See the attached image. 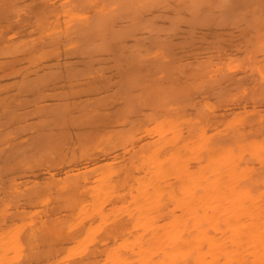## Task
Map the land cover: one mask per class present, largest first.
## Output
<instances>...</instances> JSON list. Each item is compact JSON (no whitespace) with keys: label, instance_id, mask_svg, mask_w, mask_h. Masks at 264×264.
Listing matches in <instances>:
<instances>
[{"label":"rangeland","instance_id":"1","mask_svg":"<svg viewBox=\"0 0 264 264\" xmlns=\"http://www.w3.org/2000/svg\"><path fill=\"white\" fill-rule=\"evenodd\" d=\"M182 1L185 2L184 6ZM182 1L147 0V2H139L143 3L139 5L138 0H93V2L91 0H62V2L61 0L0 1V37L2 38L0 39V63L7 62V66L4 63V65L2 63L0 64V177H2L0 179V229H8L13 226L23 228L20 232L19 239L24 246L25 244L26 246L23 249L24 255L22 254L23 257H21V261H19L20 264H36L34 262L40 261L41 259L39 256H34L36 258L33 259L32 257L30 260L31 252L28 248L30 246H28V243H36L38 249H42L41 247L43 246L48 247L47 245L51 244L55 246L56 249L57 246H71L73 244V240L77 237V235H79V233L93 227L91 226V222L94 215L91 213L94 212H101L104 217L101 219V225L97 226L98 228L93 234V239H89L88 241L86 240L85 243L88 244L87 246H92L91 244L97 245L104 242L110 243V241L112 242L113 240L114 243H118V240L120 239L119 237L123 234H133L139 230L140 227H143V223L145 221L150 220L149 223L151 222L159 225V222L161 223L162 221L165 222V220H169L171 205L164 199L162 202H158L160 205L157 206L156 209L154 208L150 210L149 213L145 214V216L133 213L132 208L136 206L135 199H137L138 196H129L128 190L131 188V191H134L135 187L129 188V186H131V183H135L136 173H138L137 176H139L142 174L143 170H141L142 168L140 166L138 167V165L135 164L137 162L138 153H135L136 155L134 156L132 155L134 160H132L130 155L127 153V155L124 154L126 152L125 150L128 149L123 150V154L126 155L123 156V158L120 157L122 156L120 154H122L121 150L124 147H132V143H134L133 146H135V144L139 142L140 138L144 137L142 135L145 134L143 131L145 127L152 126L156 120L162 119L165 115H169L172 109L175 110L177 107L181 109H194L192 106L197 104L196 101H202L201 103H205L204 105L206 107L207 101L205 102V98L210 96V98L216 101H214L215 106H213V109L217 108V113L213 115V109L207 111V115L212 123H217V120L219 121L218 123L222 122L220 121L221 118L223 122L227 123L226 121H228V118L230 117L229 122H233L232 124H234L236 121L235 119H237L235 118V115H233L234 119L232 115L230 116L229 114H225L229 109H235L234 112H237L236 115L238 114L237 116L242 119V117L246 116L250 112L249 110H255L258 107V112L256 110V113L254 111L251 112V118L249 117L250 119L247 121V124H249L250 120L252 123V120L254 122L258 119V117H261L259 120H262L261 123L264 125V92L263 90H259L258 95L257 91L259 88L261 89L264 87V76H261L260 72H258L259 70L257 72L254 70V65H256L257 62V68H259L258 66H260V63L261 65L262 63L264 65V51L260 52L259 49L257 51L253 50L251 46H254L253 44L255 42L256 34H240L241 29H238V27L235 26L240 22L236 23L237 21L232 19L235 16H239V12L242 11L245 3L246 5H250L253 0L250 2L249 0H225V3L223 0H219V2L217 0H204L205 5L203 6L201 5L204 3L199 2L201 7L199 6L200 12H198V14L194 9L198 5L196 7H187L186 2L188 0ZM215 1L218 3H215ZM25 2L28 3L24 4ZM16 4H19L20 7L18 6L19 8H15L17 6ZM30 6H32V8ZM100 7L103 8V12L107 11L105 13H109L111 15L107 14V16L104 14L105 16H103L110 19L112 18L114 28L112 23L109 25L112 26H110L111 29L115 30V34L113 35L112 33L114 30H111L112 33H108L107 35V32L105 33L103 31L105 33L102 34L103 37L109 40L106 42V39H104V43L100 41L102 35L97 36L100 41L98 42L97 39H94V32H92L95 31L94 27L97 28L98 23L101 25L103 24V27L102 29L98 27L96 29L97 31L103 30V28L105 30L108 25V18L106 19V25L105 22H103L105 20L104 17L102 21L101 17L99 18L96 14ZM178 7H180V9L181 7L184 8V11L181 9V12ZM248 7L246 6L243 10ZM41 8L44 9H42L44 14L41 13ZM66 8H70L69 10H71V12L79 13V15L81 14L80 18L81 16H84L82 19L77 17L78 15H76L77 18L72 17L73 19H70L71 21L68 19L66 22L70 21L71 24H69L70 26H67L68 23L67 25L65 24L67 27L65 33L63 23L65 22L64 18L67 19V16L62 11L64 9L66 10ZM175 8H178L181 16L179 14V16L174 15L177 13ZM23 9H26V12ZM189 9H194V12L196 13H193V10L190 12ZM51 10H53V13ZM13 12L14 14L17 12V14L14 16L12 15ZM39 12L41 13V16ZM63 14H65V16H63ZM37 15L39 17H37ZM44 16H48L50 19L46 20ZM51 17L55 23L51 20ZM143 17H148V19L145 18L143 21ZM39 18L41 24L40 26L44 24V29L41 27V31H44L41 33L39 30L40 34L44 35V32H46L44 36L42 35V37L38 32L39 27H37L39 26L37 22L39 21ZM83 18H85L86 21ZM189 18H191V23ZM224 18L226 20H224ZM97 19H99L100 22H95ZM48 20L51 22H48ZM62 20L64 22H62ZM82 20L85 23H83ZM148 20L150 22H155L156 28L154 29L157 30L153 31V33L156 32V34H148L146 29L147 26L142 25L143 22L148 25ZM228 20L231 21L228 22ZM1 21L4 23L8 22L7 24H4ZM45 21L50 23L49 25H51V27L52 24H57L53 25V28L58 30V33L51 32L53 29L50 28ZM220 21L222 22V25ZM15 22L18 23L15 24ZM128 22L129 24H131V22L133 24L138 22L139 25L135 23V25L138 26V29L141 26L142 27L140 30L135 27L131 28L130 25L126 26ZM223 22H227V24L225 23V25ZM232 22L235 24H232ZM19 23L21 26L23 23L25 24L23 29H21V27L19 28ZM95 24L97 26H95ZM151 24L153 23H150V25ZM11 25H13V27ZM15 25H18L19 29L16 28ZM150 25L148 26L150 27ZM241 25L243 28V24ZM44 26H46V28ZM80 26H82V28ZM152 26L153 25H151V27ZM157 27L159 29L164 27L161 30H165L166 28L168 30L169 27L171 30L167 32L168 34L163 33V31H160L162 34H159ZM74 28L76 30H74ZM142 28L146 30L143 31ZM24 29H29V34L34 33L33 37H31L32 35L28 36V33L26 34V30ZM45 29L48 31H45ZM16 30L19 32L16 33ZM217 30H222V32L220 31V33ZM233 30H235V34L229 33L233 32ZM105 31L110 32V30ZM123 31L128 32L130 35H127L125 32L124 33L126 35L122 34ZM47 32L51 33L47 34ZM81 32H85V35ZM237 32H239V34H237ZM61 33L63 36H61ZM86 33H88V35H86ZM68 35L71 36L70 38L72 40ZM135 36L136 38H134ZM138 36L139 38H137ZM260 36V40H264V34H261ZM36 37L40 39L37 38V41ZM17 38H20L19 41ZM29 38L31 39L30 42H28ZM65 38L68 39L66 40ZM160 39L164 40L165 44L161 42ZM21 40L24 41H22L23 44L21 43ZM35 40L37 41V44ZM40 40H42V43ZM93 40H97L98 42V45L93 44L96 49L94 51H92L94 48L93 46L87 48L89 44L92 45ZM17 43L19 47L15 46ZM34 43L39 48H37ZM154 43L160 46V49L164 50L161 51L164 52V57L162 55L161 57H150V59H148L149 55L147 57V53L145 52L151 50V47L156 46ZM44 44H47V46ZM4 46H6V48ZM12 46H15V48H12ZM48 47L49 49L52 48V51L54 50L56 55H53L54 52L51 50L50 51L53 54L50 53ZM58 47L61 48V50ZM45 48H47L49 52V54L47 52V55V49L44 50ZM66 48L68 49L66 50ZM34 49H42L47 58L45 56L41 58V56H43L41 55L38 59L28 61V56ZM23 50L27 52L25 53ZM40 51L41 50L38 52ZM122 51H124V53ZM140 51L142 54H140ZM36 52L37 51L34 53ZM245 52L251 55L249 56L248 54L250 61H248L247 54ZM229 58L232 59V62L234 63L233 67H230L231 70L226 68L227 66L225 64L226 62L231 61ZM139 60L142 62L141 65L140 62H136ZM202 60H207V63H205L206 61L203 63ZM208 61L211 63L209 64ZM8 62H11L10 64L13 65L9 67L10 64ZM51 63L52 65H49ZM214 63L219 66L221 65L220 70L222 71H216L219 67L215 68L216 64ZM253 63L254 65H251ZM41 64L43 66H41ZM39 65L41 68L38 67ZM192 68H194V71ZM213 68H215V71ZM205 69H207V72H213L209 74L206 72L208 74V76L206 75V79L204 77L199 78L202 71H206ZM253 70L255 72L251 73ZM12 71L15 72L12 73ZM195 71L201 73L199 74ZM193 72H195L196 75H193ZM215 72L216 74L217 72L221 73V76H219L221 79L219 78L218 80L222 83V86L221 83L219 84L220 87H223V91L219 90L221 91L219 92L217 91L219 86H216L217 81L215 84L212 82L217 87L216 88L214 86L218 94L214 92V90V94L212 93V89L209 87L210 81H208V79L214 77L213 75H210ZM216 74L214 75L216 76ZM193 76H195L197 80H201V82L199 81L201 85L199 82L194 83L196 79ZM209 76L210 78L207 79ZM202 78L208 82H205ZM210 80L213 79L211 78ZM202 82L208 87H206ZM207 83H209V85ZM251 85L254 87L252 86V88ZM204 86L208 89H204ZM255 88H257L256 91ZM208 93L210 95H208ZM219 93L220 97L221 95H223V97L219 98ZM256 94L257 97L263 96V100H261V98L257 100ZM253 96L255 97L254 101L252 99ZM181 104L183 106H181ZM253 104L254 106H252ZM242 106L246 107L243 109ZM255 106L256 108L254 109L253 107ZM223 109L227 111L225 112ZM245 111H247V113H245ZM218 112H222L221 114L223 115L220 116ZM179 113L182 114V110ZM209 114L210 116L212 115L213 118L212 116L210 117ZM252 115H255V117L257 116L255 120L254 116L252 119ZM197 119L200 121V118ZM247 119L248 117L246 120ZM246 120H244L243 123L242 121H238L236 123V130L239 128L243 129V132H245L244 128L248 129L251 125H247L248 127L244 125L245 127H243ZM182 126V129L185 132L186 127L184 125ZM261 130L263 131L264 129ZM261 130L258 129L257 131L256 129L258 133L260 131V133L263 134L264 131L261 132ZM256 131L253 129V133L251 132L252 135H255L254 133ZM258 133L256 134L257 137H263V135H260V133L258 135ZM119 148L122 149L120 150ZM116 149V153L120 151L118 153L120 156L114 159L112 164L101 169V171H107L109 174L110 183L108 186L109 188L112 186V190H114L113 195L110 193L112 196L97 197L88 196L87 192V194L82 192L86 191L85 186H87L88 182L100 172V170L96 168L97 165L101 162H105L104 159L106 157H110L112 154L111 152L114 154V150ZM127 156H129V158ZM95 158L102 161L93 163L96 160ZM109 161L110 159L107 160V162ZM129 165L131 167H129ZM92 172H94V174ZM61 179L68 184L61 181ZM92 203L94 204L92 205ZM94 205L97 211L93 210ZM81 206H85L84 210H82L83 215L78 213L79 210H81ZM88 206L91 207L89 208ZM1 207H3V209ZM108 212H110V214ZM111 213L113 215H111ZM136 220L138 222H133ZM130 223L131 225H129ZM133 224H136L135 226L138 224L141 225L140 227L138 225L139 228H137ZM55 232H59V235ZM32 234L35 238L31 237ZM72 236L73 238H71ZM108 236L110 238H107ZM116 236H118V239ZM38 244H40V246ZM56 251L52 252L53 255H55L54 252ZM82 252L83 253H80L79 255L84 256L86 251L83 250ZM25 257L26 259H24Z\"/></svg>","mask_w":264,"mask_h":264},{"label":"bare ground","instance_id":"2","mask_svg":"<svg viewBox=\"0 0 264 264\" xmlns=\"http://www.w3.org/2000/svg\"><path fill=\"white\" fill-rule=\"evenodd\" d=\"M91 1L93 2V0H91ZM141 1L147 2V0H138V5L143 4V3H139ZM180 1H182V0H180ZM206 1H208V0H206ZM217 1L219 2V0H217ZM217 1H215V3ZM223 1L225 3V0H223ZM250 1L251 0H249V2ZM262 1H263V3H262ZM61 2H62V0H61ZM199 2L200 3L203 2L204 4L201 5ZM27 3L25 2L24 4H27ZM182 4L184 6L185 2H183ZM263 4H264V0H260V1L259 0L258 1L253 0V2L250 3V5H246V3H245L243 8H245L246 6L247 7L249 6V7L245 10H243V8H242V11L239 12V16L237 15L239 18L236 17L235 15H234L235 17L232 18L233 20L237 21L236 23L240 22L241 24H243V28L241 27L242 25L240 23L235 25L238 27V29H241L240 34H254V35L256 34L255 35L256 36L255 42L253 44L254 46L256 45L255 49H254V46H251V47L253 48V50H256V51L259 49L260 52L264 51V40H260L261 39L260 35L264 34V6H263ZM0 5H1V3H0ZM16 5H17L16 7L15 6H13V7L17 8L19 6V4H16ZM200 5L201 6L205 5V1L204 0H188L186 2L187 7L188 6H192V7L197 6L198 7V8L197 7L194 8L196 10L197 14H198V12H200L199 11V8L201 7ZM4 6H6V5H4ZM30 7L32 8V6H30ZM63 8H65V7H63ZM67 8H66V10L64 9L62 11L67 16V19L64 18L65 22L62 20V22H64L63 24L65 26L64 27L62 25L63 28H65L64 29L65 33H66V29H67V27H66L67 23H68L67 26H70L69 24H71L70 19H73L72 17L75 18L76 15H78L77 17L80 18V15H81V14L79 15V13L71 12V10H69L70 8L69 9H67ZM94 8H95V6H94ZM178 8H179V10L183 9V11H184V8H182V7H181V9H180V7H178ZM178 8L177 9L175 8L177 11V13L175 12L176 14H174L175 16H177L180 12L178 10ZM42 9L43 8H41V10ZM107 9H109V8H107ZM194 9H191V10L189 9V11L191 12L193 10L192 12L196 13V12H194ZM197 9H198V11H197ZM43 10L41 13H43ZM51 11L53 13V10H51ZM55 11H56V8H55ZM185 11H186V9H185ZM105 12H107V11H105ZM105 12H103L102 7H100V9L97 10L96 14L98 15L99 18L101 17L102 21H103V17L105 15L109 14V13L106 14ZM181 12H182V10H181ZM41 13H40V16H41ZM186 13H187V11H186ZM15 14H17V12ZM15 14L13 12L12 15L15 16ZM65 14H63V16H65ZM46 15H47V13H46ZM23 16H24V14H23ZM83 16H81L80 19H82ZM192 16H193V14H192ZM37 17H39V16L37 15ZM46 17H48V16H46ZM46 17L44 16V18L46 20L50 19V17H48V18H46ZM87 17H85V18H87ZM53 18H54V16H53ZM85 18H83V19H85ZM95 18H97V17H95ZM107 18L104 17L105 20ZM145 18L146 17H143L142 20L144 21ZM235 18H237L239 20H237ZM68 19L70 21L66 22V21H68ZM128 19H130V18H128ZM146 19H148V17ZM222 19H223V17H222ZM36 20H37V18H36ZM51 20H53L52 17H51ZM105 20L103 21V22H105V24L107 23V20H109L107 23L108 25L111 23L113 24L112 18L111 19L108 18L106 21ZM224 20H226V19L224 18ZM85 21H86V19H85ZM96 21L100 22L99 19L95 20V22ZM102 21H101V23H102ZM189 21H190V23L192 22L191 18H189ZM215 21H216V19H215ZM230 21L228 20V22H230ZM7 22H5V23L7 24ZM37 22L39 24V26H37V27L40 28V29L38 28V32H39V30L40 31L42 30L41 27L43 28L44 24L42 23L43 25L40 26L41 25L40 24V18H39V21H37ZM45 22L47 23V21H45ZM48 22H51V21L48 20ZM53 22L55 23L54 20H53ZM57 22H59V21H57ZM82 22L85 23L83 20H82ZM234 22H232V24ZM2 23H4V22H2ZM17 23L15 22V24H17ZM135 23H137L139 25L138 22H135ZM135 23L133 24L131 22V24H133V25H131L128 22V24L126 26L130 25L131 28L135 27L138 29V26L135 25ZM150 23H153V24H151V25H153L152 26L153 28L151 27ZM223 23L227 24V22H223ZM27 24H28V22H27ZM31 24H32V22H31ZM49 24L50 23H47V25L53 29V30L51 29L52 30L51 32L56 33L58 30H55V28H53V25H57V24L51 23L52 27ZM96 24H95V26H97ZM216 24H218V23H216ZM19 25H20V23H19ZM24 25L25 24L23 23V25L22 26L20 25L19 28L21 27V29H23ZM102 25L98 23L97 28L100 27V29H102V27H103ZM108 25H107V28H110V29L106 28L105 30H110V32L105 31L104 28H103V30H98V31H100V32H98L96 30L97 28H95L93 26L95 29V31H92V32H94L93 33L94 39H97L98 42L101 41L102 43H104V39H106V38H104L102 34H105L107 32L106 33V35H107L108 33H112L111 30H114V29H111V27H112L111 25H109V26ZM142 25L147 26V27L146 26H144V27H146L148 34H152V35L156 34V32L153 33V31L157 30V29H154V28H156L155 22L149 21L148 25H150V27L147 24H144V22ZM218 25H220V24H218ZM221 25H222V22H221ZM11 26L13 27V25H11ZM15 27L18 28V25H15ZM44 27L46 28V26H44ZM80 27L82 28V26H80ZM89 27H91V26H89ZM239 27H241V28H239ZM75 28H74V30H76ZM113 28H114V24H113ZM140 28L138 30H140ZM163 28H161V29H163ZM225 28H227V27H225ZM72 29H73V27H72ZM161 29L158 28L159 34H162V32H160V31H163V33L168 34L167 32H169L171 30V29H169V27H168V30H167V28L165 30H161ZM24 30H26V29H24ZM74 30H72V31H74ZM142 30L145 31L143 28H142ZM28 31L30 32V30L28 29V30H26V34L28 33ZM43 31H41V33ZM45 31H48V30L45 29ZM217 31H219V30H217ZM220 31L222 32V30H220ZM234 31L235 30H233V32H229V33L235 34ZM10 32H12V31H10ZM17 32H19V31L16 30V33ZM31 32H33V31H31ZM51 32H47V34H49ZM92 32H90V33H92ZM97 32H98V34H97ZM124 32L125 31H123L122 34L130 35V34H128V32H125L126 34ZM202 32H204V31H202ZM36 33H37V31H36ZM45 33L46 32H44V35H45ZM84 33H82V34H84ZM99 33H101V34H99ZM33 34L28 33L27 35L28 36L32 35L31 37H33ZM39 34H40V32H39ZM113 34H115V30L112 33V35ZM237 34H239V32H237ZM258 34H260V35H258ZM35 35H38V34H35ZM42 35H41V37H42ZM77 35H79V34H77ZM84 35H83V37H84ZM86 35H88V33H86ZM99 35L100 36L102 35L100 41L97 38V36H99ZM61 36H63V34ZM95 36H96V38H95ZM38 37H36V39ZM49 37H50V35H49ZM70 37L71 36H69V38ZM134 38H136V36ZM137 38H139V36ZM156 38H157V36H156ZM159 38H161V37H159ZM0 39H2V38L0 37ZM19 39L20 38H17L18 41H19ZM38 39H40V38H38ZM38 39H37V41H38ZM43 39H44V37H43ZM97 40H93L92 45L89 44V46L87 48H90V46H93V44L98 45ZM107 40L108 39H106V42H107ZM22 41L23 40H21V43L23 44L24 41L23 42ZM30 41H31V39L29 38L28 42H30ZM37 41H36V44H37ZM40 41L42 43V40H40ZM160 41L164 43V40L160 39ZM46 42H48V41H46ZM60 42H61V40H60ZM88 42H90V41H88ZM36 44H35V46H36ZM38 44H40V43H38ZM108 44L111 45L110 43H108ZM154 44H153V46H154ZM19 45H21V44H19ZM44 45L47 46V44H44ZM62 45H63V43H62ZM15 46L19 47L18 43ZM15 46H12V48H15ZM40 46H42V45H40ZM52 46H54V45H52ZM157 46L158 45L151 47L152 49L149 50L150 52L149 51L145 52V53H147V57L149 55L148 59H150V57L151 58L152 57L157 58V57H161L163 55L164 52H161V51H164V50L160 49L161 48L160 46H158V47ZM4 47L6 48V46H4ZM37 48H39V47H37ZM42 49L32 50L30 52V55L28 56V58H29L28 61H33L35 59H38V57L41 55H43V56H41V58L44 56L46 57L49 47H48V49L47 48L44 49V50L47 49L46 55ZM59 49L61 50V48H59ZM67 49L68 48H66V50ZM91 49H92V47H91ZM110 49H111V46H110ZM245 49H246V47H245ZM14 50H17V49H14ZM26 50H27V48H26ZM39 50H41L42 52L41 51H40L41 53L38 52ZM50 50L52 51V48L49 49V51ZM94 50H96L95 47L92 49V51H94ZM35 51H37L38 53L37 52L34 53ZM51 51H50V53L54 52V50L52 52ZM124 51H122V52L124 53ZM23 52H25V51L23 50ZM131 52H133V51H131ZM245 53L247 54L248 61H250V57L248 58L249 53H247V52H245ZM48 54H49V52H48ZM130 54H132V53H130ZM138 54H139V51H138ZM140 54H142L141 51H140ZM53 55H56L55 52ZM59 55H60V53H59ZM133 55H134V53H133ZM164 55H163V57H164ZM123 56H124V54H123ZM123 56H122V58H123ZM249 56H251V55L249 54ZM17 58H16V60H17ZM142 58H140V59H142ZM253 58H255V57H253ZM50 60H52V59H50ZM117 60H119V59H117ZM230 60L231 61H229V62H226V63L224 62L227 66L226 68H228V69H230V67L232 68L233 64H234L232 62L233 60L232 59H230ZM251 60H252V57H251ZM202 61H201V63H202ZM204 61H206L205 63H207V60H204ZM204 61H203V63H204ZM136 62L138 63V62H140V60L136 61ZM208 62H209V64L211 63L210 61H208ZM1 63L6 64V66H7V62H1ZM257 63H256V65H257ZM57 64H58V62H57ZM110 64H112V63H110ZM141 64H142V62H140V65ZM150 64H151V62H150ZM214 64H216V63H214ZM225 64H224V67H225ZM12 65L13 64H10L9 67H11ZM49 65H52V63ZM49 65H47V66H49ZM251 65H254V63ZM256 65H254L255 66L254 70H256V72L259 70L258 72H260L261 76H264V65H263V63H262V65L260 63V66H258L259 68H257ZM20 66H21V64H20ZM41 66H43V65L41 64ZM9 67H6V68H9ZM29 67H31V66H29ZM38 67H40V65ZM212 67H214V66H212ZM218 67H219V69H216V71H219V72L222 71V70H220L221 65L219 66L216 64L215 68H218ZM215 68H213L214 71H215ZM3 69H4V67H3ZM192 69L194 71V68H192ZM252 69H250V70H252ZM16 70H19V69H16ZM205 70L206 71H202V73L200 72L202 75L198 71H195V72L200 74L199 78L204 77L206 79V75L208 76V74L212 73L213 71L207 72V69H205ZM209 70H210V68H209ZM254 70L251 73H254L255 72ZM13 72H15V71H12V73ZM195 72H193L194 73L193 75H196ZM219 72H217L218 76H217L216 72L210 75V76H212V75L214 76V77H211L213 80H210L211 79L210 76L207 77V79L210 78V79H208V81H210L209 82L210 85H209V83H207V84L209 85L210 89H212V93H213V90H214V92H216V89L214 88V86H215L214 84L216 83V81H217L216 86L217 87L219 86L218 88L215 86L218 89L217 91L222 90V88H223V87H220V85H219L221 83L218 80L220 78L219 76H221V73H219ZM203 73H206V74H203ZM214 74H216V76ZM228 74H229V72H228ZM250 75H252V74H250ZM261 76H259V77H261ZM193 77L196 79L195 76H193ZM215 77L216 78L218 77V78L216 79ZM214 78H215V82H214ZM205 79L202 78V80H205ZM199 81L201 82V80L196 79V81H194V83L195 82L198 83ZM208 81L205 80V82H208ZM259 81H260V79H259ZM203 84L205 85V83H203ZM200 85H201V83H200ZM205 86L203 88L208 89V88H206L208 86H206V87ZM211 86H213V87H211ZM221 86H222V83H221ZM252 86L253 85H251V87ZM255 86H256V84H255ZM260 86H258V87H260ZM263 86H264V83H263ZM247 88H249V87H247ZM257 88H255V91ZM262 88H264V87H262ZM262 88L261 89L259 88L257 90L258 95H259V90H263V92H264V89H262ZM250 90H251V88H250ZM219 92H221V91H219ZM251 92H254V91H251ZM216 93L218 94V92H216ZM255 93H254V96H255ZM260 93H261V91H260ZM208 95H210V94L208 93ZM254 96L252 98L253 101L255 99ZM208 97L205 98V102L207 101L206 107L204 105L205 103H201L202 101L201 102L196 101L197 104L192 106L194 109H186V108L181 109V108L177 107V108H175V110H173L171 108L172 111L170 112L169 115H167V116L165 115L162 119L156 120L155 123L152 124V126L148 125L149 127L144 128L143 131L145 132V134L142 135L144 137L143 138L141 137L139 142L137 144H135V146H133L134 143H132L131 144L132 147H129V148L128 147L127 148L122 147L123 148V149L121 148L122 150L119 148L122 151V154H120L122 156H120L118 154L120 151L117 153L115 152V151H117V149L114 150V154H113V152H111L112 154L110 153L111 154L110 157H106L104 159L105 162H101L97 165L96 168L98 170H100V172L97 173L94 178L92 177L93 179L88 182L87 186H85L86 191H82V189H81L82 192H85V193L87 192L88 196H97V197L98 196H105V197L106 196H112L114 190H112V186H110V188L108 186L110 183L109 174L107 173V171H101V169H103L105 166L107 167L108 165L112 164L113 160L116 159L118 156L123 158V156H126L128 154V155H130V158L132 160H134L133 159L134 157H132V155L134 156V155H136L135 153H138L137 154L138 155L137 162L135 164L138 165V167L140 166L142 168L141 170H143V171H142V174L139 176H137L138 173H136L137 175L135 176L136 177L135 178L136 181L134 183L135 185L133 183H131V186H129V188L135 187L134 188L135 192L134 191L132 192L131 188H130V190H128L129 196H135V197L138 196L137 199L134 198L135 202H136V204H135L136 206L134 208H132L133 213H138L137 215L145 216V214L149 213L150 210H152L154 208L156 209V207L160 205V203H158V202L159 201L162 202V200L164 199L171 205V210L169 209L170 210L169 220H165V222L162 221L163 222V223L161 222L162 224L159 222V225H157L155 223L153 224L151 222L149 223L150 220L145 221L143 223L142 228L140 227V225L142 223L140 225L138 224L140 227L139 230H137L135 228V227L139 228L138 225L135 226L136 224L135 225L133 224L135 226L134 228L137 231L134 232L133 234H129L127 232L128 235H124L122 233L123 235L121 237H119L120 239L118 240L119 242L117 241L118 243H114V240H113L112 242L110 241V243L104 242V243H100L97 245L91 244L92 246H87L88 244L85 243L86 240L88 241L89 239L90 240L93 239V234L96 232V230L98 228L97 226L101 225V223H100L101 219L104 217V215L101 212H94V213H91L94 215V218L91 222V226H93V227H91V229H89V230L86 229L85 231H82V233H79V235H77V237L73 240V244L71 246L70 245L69 246H65V245L57 246L56 245L57 246V249H56V247L51 244V245H47L48 247L43 246L46 248L41 247L42 249H40V248L38 249V246L36 243H34V244L28 243V246L29 245L30 246L29 247L27 246V247L30 249V252H31V253L29 252L30 256H31L30 260L32 257L34 259V258L39 256V258H41L40 261H37L34 263H36V264H264V132H263L264 130L263 131L261 130V129H264V125H262V123H261L262 120H259L261 117L260 118L258 117V119L255 120L257 117V116L255 117V115H256L255 114V115H252V119L255 117L254 118L255 121L253 122V120H252V123H251V120H250L249 124H251V125L248 129L244 128L245 132H243V129H239V128H238L239 131L236 130V127H237L236 123L238 121H240V122L242 121V123H243V121L246 120L247 117H248V119L244 122L245 124H243V127H245L244 125L249 126V124H247V121L251 118V116H250L251 112L254 111L256 113L258 107L256 108L257 105L255 104L256 106L253 108L254 109L256 108L255 109L256 111L253 109L249 110L250 112L247 115L245 114L246 116L243 115L245 118L242 117V119H241V117L237 116L238 114L236 115L237 112H234L235 109H233V110L229 109L227 111V110H225L226 109L225 108L223 110H225V112L226 111L228 112V113L224 112L225 114H227V115L229 114L230 116L232 115L233 118H234L233 115H235V118H237V119L234 118L236 120L235 123L232 124L233 122L232 123L229 122L230 117L228 118V121H226L227 123L223 122V120H221L222 118L220 119V121H222V122L218 123L219 121L217 120V123H212L210 118L207 115L208 114L207 111H209L210 109H213V106H215V104H214L215 100L210 98V96H208ZM221 97H223V95H221ZM221 97H220V93H219V98H221ZM262 97L263 96L257 97V94H256L257 100L260 98H261V100H263ZM256 101H255V103H256ZM257 102H259V101H257ZM172 103H174V102H172ZM177 103H178V101H177ZM172 106H174V105H172ZM181 106H183V105L181 104ZM252 106H254V104ZM258 106H259V104H258ZM244 107H246V106H244ZM244 107L242 106L243 109H244ZM214 109L216 111L217 108H214ZM214 109H213L212 115L217 113V111L215 112ZM181 110H182V114L179 113ZM229 111H231V112H229ZM218 113L220 114V116L223 115V114H221L222 112L221 113L218 112ZM245 113H247V111H245ZM209 116H210V114H209ZM197 118H200V121ZM212 118H213V116H212ZM201 119H202V121H201ZM182 125H184L186 127L185 132L182 129L183 128ZM229 128H231V129H229ZM253 129L255 131H256V129H257V131H258V129L261 130V132H263V134L260 133V131H259V133H260V135H263V137L262 136L257 137L256 136V134L258 133L257 131L254 133L255 135H252ZM259 133H258V135H259ZM125 149H128V150H125ZM123 150H125L126 152L124 153ZM123 153L124 154L127 153V154L124 155ZM127 157L129 158V156H127ZM109 159H110V161L107 162V160H109ZM100 161H102V160H99L97 158L95 160V162H93V163H98ZM90 164H89V167H90ZM86 166H87V164H86ZM125 166H126V163H125ZM129 167H131V166L129 165ZM116 169H117V167H116ZM11 170H12V168H11ZM136 170H138V169H136ZM92 173L94 174V172H92ZM1 178L2 177H0V179ZM61 181L65 182L62 179H61ZM65 183H67V182H65ZM55 192H56V190H55ZM110 193H112V195H110ZM119 196H122V195H119ZM105 197H104V199H105ZM72 198H73V196H72ZM74 198H76V197H74ZM93 204L94 203H92V205ZM117 206H119V205H117ZM128 207H129V205H128ZM1 208L3 209V207H1ZM84 208H85V206H81V208H80L81 210H79L78 213L82 214L83 213L82 210H84ZM93 210L97 211V209L95 208V205L93 207ZM161 212H162V210H161ZM108 213L110 214V212H108ZM51 214H52V212H51ZM111 215H113V214L111 213ZM115 215H116V213H115ZM151 218H152V216H151ZM62 222H64V221H62ZM133 222H138V221L136 220ZM129 225H131V223ZM131 227H133V226H131ZM48 228H50V227H48ZM22 229L23 228H21V227L19 228L18 226H13V227H10L8 229H4V228L0 229V264H20L19 261H21L20 259L24 255L23 249L26 246V244L24 246V244L19 239V235H20V232L22 231ZM53 229H55V228H53ZM139 231H141V232H139ZM40 232H41V230H40ZM58 233H56V234L59 235ZM31 237L35 238L33 234L31 235ZM117 237L118 236H116V238ZM71 238H73V236ZM107 238H110V237L108 236ZM68 239H70V238H68ZM38 245L40 246V244H38ZM25 249H27V248H25ZM29 249H27V250H29ZM83 250L86 251L84 256L79 255L80 253H83L82 252ZM53 251H56V252H54L55 255H53V253H52ZM34 256H36V257H34ZM28 257H29V255H28ZM24 259H26V257ZM55 261H56V263H55Z\"/></svg>","mask_w":264,"mask_h":264}]
</instances>
